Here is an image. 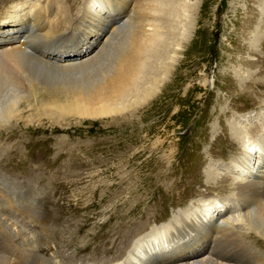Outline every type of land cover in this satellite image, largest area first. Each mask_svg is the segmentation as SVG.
I'll return each mask as SVG.
<instances>
[{
  "label": "rangeland",
  "instance_id": "rangeland-1",
  "mask_svg": "<svg viewBox=\"0 0 264 264\" xmlns=\"http://www.w3.org/2000/svg\"><path fill=\"white\" fill-rule=\"evenodd\" d=\"M64 1L60 8L69 6L77 22L84 0ZM49 5L50 0H0V17L22 18L24 11L31 17ZM174 5L177 13L158 36L170 47H158L152 67L143 66L115 105L97 97L60 103L31 93L34 88L14 98L10 120L0 124V264H137L138 252L189 243V225L215 205L243 213L232 189L248 173L230 158L243 156L245 147L262 149L264 87L256 83L264 82V0ZM55 10L49 9V21L46 13L38 18L36 27L44 20L53 28ZM148 14L149 23L159 17L157 10ZM146 27L152 36L154 26ZM7 32H0V40L10 37ZM131 37L127 46L134 50L141 34ZM113 65L92 80L95 93L110 81ZM239 78L247 80L244 85ZM145 83L152 87L149 96L141 89ZM221 104L250 118L247 126L254 129L240 135L245 147L226 142L234 134ZM10 219L18 220L17 229ZM254 240L264 248L258 234Z\"/></svg>",
  "mask_w": 264,
  "mask_h": 264
},
{
  "label": "bare ground",
  "instance_id": "bare-ground-1",
  "mask_svg": "<svg viewBox=\"0 0 264 264\" xmlns=\"http://www.w3.org/2000/svg\"><path fill=\"white\" fill-rule=\"evenodd\" d=\"M62 1L50 0V11L54 13L53 9L57 8L55 10L57 17H55V23L54 19L52 20L54 27L51 29H48V24L44 20L41 22L42 27H36L40 23L38 18L45 13L48 14V21L50 20L49 9L47 13V11L41 10V7L38 12L29 11L31 14L33 13L31 17L25 11L22 13V18H18L17 14L14 13L8 14L7 18L0 17V32L8 31L7 34L10 36L6 40H0V124L10 120L11 104L14 98L19 96L21 100V96L25 94V92L22 93L23 90H26L27 94L28 88L30 90L34 88V92L31 91L33 94L53 96L60 103H74L77 100L97 97L115 105L116 98L119 99L124 96L126 89L133 85L134 78L139 72H142L143 66L152 67L149 62H151V57L158 53V47L161 46L160 48L164 50L170 47L168 41L161 40L158 36L165 32L164 29H168V23L164 24V22H169V15L177 13L178 8L174 5L177 0H122V5L120 1L118 4L115 3V0L111 5H108L104 0H84L85 10L75 14L77 22H72L71 17L73 15L71 16L69 6L60 8L67 5L64 0ZM156 2H159V6L155 4ZM154 9L159 12V17H153L151 23L146 22L145 17L148 10V16H153L156 11ZM140 10L143 12L137 13ZM126 11H130L132 15L123 14ZM142 15L144 16L142 17ZM166 15L168 16L166 17ZM156 20L163 22V26L159 25L158 22L155 24ZM73 21L75 20L73 19ZM148 24L154 26L153 35L150 37L145 34ZM58 31L56 36L55 34L52 35ZM132 33H135L137 38L141 34V45L134 50L127 46L132 40ZM53 36L55 37L49 38ZM121 41L124 42L121 44ZM125 50H127V54L124 53L122 57ZM113 63L112 67L115 69L111 70V74L116 70L120 76L110 74V81L106 85L97 86L98 89L95 93L92 90V80L100 77L105 72L104 69ZM253 73L256 71H251L250 75H254ZM239 79L241 85L247 81L245 78ZM257 83V87H264V82L259 81ZM141 87L149 96V90L152 87H148L147 83ZM134 89L136 91V88ZM137 90L140 91L139 88ZM126 96L128 97V95ZM92 110L94 109L92 108ZM220 112L231 119L229 125L231 127L228 129L232 131L234 136L228 138L226 142L232 143L231 140H233L245 147L240 135L243 134V131L249 133L250 129H254V127L247 126L250 125L248 122L250 118H243L242 115H239L240 117L235 116L223 104L220 106ZM241 120L245 125L241 123V125L236 126L238 121L242 122ZM233 123L235 124L233 125ZM225 131L227 130L223 132ZM258 144L262 145V149L257 150L255 147V153L245 147L243 156L233 155L232 157L230 155V159L241 163L245 167V172L248 173L247 177L241 178V181L236 183L232 189L235 198L243 204V213L236 216L234 214L235 209L230 210L227 207L223 209V205L219 207L215 205L216 209L210 212L209 216L201 217L196 223L193 222L189 225L191 231L194 232L189 237V243L183 241L180 245L171 246L168 249L151 248L152 250L146 252L144 256L138 252L135 258L136 263L264 264V248L256 244V240H254L256 234L264 239V136L259 139ZM238 178L240 177L238 176ZM215 201L218 200L215 199ZM239 219H243L245 225H241ZM10 220H12L13 225L11 226L17 229L16 222L18 220Z\"/></svg>",
  "mask_w": 264,
  "mask_h": 264
}]
</instances>
